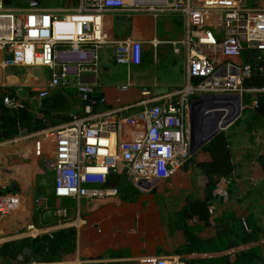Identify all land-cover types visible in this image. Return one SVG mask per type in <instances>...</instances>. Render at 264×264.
I'll use <instances>...</instances> for the list:
<instances>
[{"label":"crops","instance_id":"crops-1","mask_svg":"<svg viewBox=\"0 0 264 264\" xmlns=\"http://www.w3.org/2000/svg\"><path fill=\"white\" fill-rule=\"evenodd\" d=\"M64 3L65 7L37 9H68L78 5L77 0ZM103 24L109 43L99 50L97 74L88 73L82 79L72 75L70 84L51 89L44 99L38 98V91L49 83L50 70L20 68L34 71L19 77L0 69V80L5 76L9 82L1 85L3 93L21 101L22 107L28 106L45 124L42 130L31 133L24 130L16 138L0 142V190L3 197L11 195L19 199L17 210L0 216V251L8 243L25 241L30 246L24 250L34 253L32 258L22 260L23 250L16 261L0 255V264L47 263L36 260L41 255L36 252L39 244L34 242L59 241L63 233L62 243L71 248V253L59 262L155 264L168 260L184 264H264V115L255 110L258 98L264 96V87L245 88L244 83L242 114L222 131L229 143L234 169L230 176L218 180L208 202L209 180L197 166L210 160L209 154L202 152L206 146L190 155L175 176L150 190L139 189L122 171L110 175L107 183V187L115 188L110 186L109 179L118 175L132 186L119 191L118 196L81 200L56 197L55 174L47 166L55 140L46 134L70 124L75 117H91L84 112L81 88L92 91L96 101L92 116L111 114L123 120L164 105L170 96L175 104L188 83H198L188 77V48L181 46L176 53L173 45L186 38L182 14L155 17L151 12H107ZM213 31L217 37L222 36V32ZM124 40L142 44L140 66L116 64L114 43ZM243 52L240 63L264 66V54L258 55L259 61L257 54ZM8 57L7 52L5 58ZM39 69L47 70L49 75L42 72L39 76ZM262 77L264 73L253 78ZM9 78L17 79L18 84L21 80L22 86H16ZM127 83H130L128 90H118ZM28 88L32 99L37 101L48 99L51 91L58 92L54 94L57 102L61 101L60 96L66 104V96L76 98V113L53 123L43 111L36 112L26 101L28 94L22 89ZM202 97L190 98V106L193 99ZM100 98L105 103L100 104ZM40 106L53 108L55 101L48 104L44 101ZM120 135L128 139L130 130L123 127ZM49 185L53 186V199L45 192ZM192 202H207V206L191 207ZM61 210L64 216L58 213Z\"/></svg>","mask_w":264,"mask_h":264},{"label":"built area","instance_id":"built-area-1","mask_svg":"<svg viewBox=\"0 0 264 264\" xmlns=\"http://www.w3.org/2000/svg\"><path fill=\"white\" fill-rule=\"evenodd\" d=\"M77 0L68 9H15L0 0V69L46 68L51 78L38 98L51 89L71 83L85 74H97L99 50L109 43L103 19L107 12H151L155 17L179 13L185 18L186 38L173 43L175 52L188 48L189 80L173 103L147 109L137 116L118 120L92 116V91L81 88L84 112L65 126L46 134L55 140L54 153L47 160L55 174L57 198L101 199L119 195L107 187L112 174H125L141 190H150L175 176L190 157V98L195 96H242L244 83L263 75L261 64H242L243 51L264 54V0ZM213 30L222 32L217 37ZM119 66L137 67L142 62V44L134 40L115 42ZM10 58H5V53ZM222 65H221V63ZM130 83L118 87L126 91ZM100 104L105 103L103 98ZM9 109L22 107L21 101L4 98ZM123 127L130 137L123 139ZM38 203H40L38 201ZM19 199L0 197V216L17 210ZM64 216L61 210L58 212ZM33 230V228H30ZM35 264V263H34ZM44 264H76L53 262ZM155 264H184L158 260Z\"/></svg>","mask_w":264,"mask_h":264},{"label":"trees","instance_id":"trees-1","mask_svg":"<svg viewBox=\"0 0 264 264\" xmlns=\"http://www.w3.org/2000/svg\"><path fill=\"white\" fill-rule=\"evenodd\" d=\"M10 0H6L9 3ZM264 64V61H262ZM263 88L264 77L252 78L245 82V88ZM11 95L14 96V94ZM6 93H0V142L11 140L16 138L21 131H27L28 133L36 132L45 128V124L42 120L26 106L19 108L18 110H10L4 105V98ZM264 96L258 98L255 110L257 113L264 115ZM202 152L209 154L210 160L204 163H198L197 166L207 176L209 183L207 186V202L211 199L212 194L216 188L217 182L222 177H228L233 172V164L231 162V151L229 143L224 135L220 133L216 136L203 150ZM109 184L112 187L118 188L119 191L131 188L129 184L123 181L121 176L113 175L109 179ZM207 202H192L189 205L191 207H206ZM235 220V219H234ZM236 221V220H235ZM65 233L59 235V241H49L43 239V241L36 240L34 243L39 244L37 254L45 257L47 263L59 262L64 256L71 253V248L66 246V243H62ZM30 245L25 241L8 243L2 247L0 255L8 256L14 261L18 256L22 254L23 250Z\"/></svg>","mask_w":264,"mask_h":264},{"label":"water","instance_id":"water-1","mask_svg":"<svg viewBox=\"0 0 264 264\" xmlns=\"http://www.w3.org/2000/svg\"><path fill=\"white\" fill-rule=\"evenodd\" d=\"M25 1L31 8L37 9L41 7V0ZM229 106L230 113L225 109ZM241 114V96L210 95L193 99L188 122L190 154L193 156L207 146L223 130L238 120ZM0 196L3 197L1 190ZM48 218L49 214L45 215V219L48 220ZM33 255V251L24 250L21 259L32 258ZM36 260L39 263H44L45 261L42 256H36Z\"/></svg>","mask_w":264,"mask_h":264},{"label":"rangeland","instance_id":"rangeland-1","mask_svg":"<svg viewBox=\"0 0 264 264\" xmlns=\"http://www.w3.org/2000/svg\"><path fill=\"white\" fill-rule=\"evenodd\" d=\"M41 7L43 9H47V8H55V7H65V3H64V0H41ZM248 4L249 6H254L252 0H249L248 1ZM8 6L12 7V8H15V9H22V8H28L29 5L26 3L25 0H10L9 3H7ZM9 54V57H11V54ZM243 55H245V52H243ZM34 70L30 69V70H23V69H20V68H10V69H7L5 71V74H9V75H15V76H23L26 72H33ZM44 72V73H48L47 70H44V69H39V72H38V75L41 76L40 74ZM49 75V73H48ZM11 81L13 82H16L15 85L16 86H22L21 84L22 81L20 80L18 84L17 82V79L15 78H9ZM8 80V81H10ZM10 81V82H11ZM4 83H8L7 82V79L6 77L4 76V78L2 79V81L0 80V93L3 92V87L1 86L2 84ZM7 86V85H6ZM23 92L25 93V91H27V94H28V98L26 101H28L29 104H31V106L34 108V110L38 113H40V111H43L42 113H45L48 117H50L51 121L53 123H56L58 121V119H61L63 120L64 118L68 119V117L71 115V114H75L76 113V105H77V100L76 98H72V97H69V96H66L68 98V102L66 104V101H63L62 103V98L61 96L58 98L60 102H57L56 100V96H54V94H58L57 91H51L50 93V96L48 99L44 100L46 104L50 103L51 101H55V107L53 108H49V107H46V108H43L42 106L39 107V105L41 104V102L43 103L44 101H37V100H33V94H32V91L30 88L28 89H22ZM246 96V94H245ZM226 109V108H225ZM52 188L53 186L49 185L47 186L45 192L47 193L46 195L53 199L52 198ZM51 196V197H50ZM54 197V195H53Z\"/></svg>","mask_w":264,"mask_h":264},{"label":"bare ground","instance_id":"bare-ground-1","mask_svg":"<svg viewBox=\"0 0 264 264\" xmlns=\"http://www.w3.org/2000/svg\"><path fill=\"white\" fill-rule=\"evenodd\" d=\"M226 110H227V112H229V113L231 112V110H229V109H226ZM220 126H221V125H220Z\"/></svg>","mask_w":264,"mask_h":264}]
</instances>
